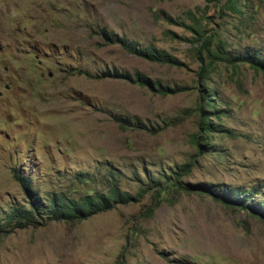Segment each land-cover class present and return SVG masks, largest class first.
Masks as SVG:
<instances>
[{"label":"rangeland","instance_id":"obj_1","mask_svg":"<svg viewBox=\"0 0 264 264\" xmlns=\"http://www.w3.org/2000/svg\"><path fill=\"white\" fill-rule=\"evenodd\" d=\"M195 30L212 37V53L222 42L232 56L264 62V0H0L2 223L31 207L15 170L44 205L114 188L136 198L82 222L44 214L34 226H9L0 264H264V220L254 210L186 187L264 203V70L219 62L200 82L199 56L209 59ZM103 33L181 65L146 61ZM114 70L190 90L162 96L98 78ZM205 90L207 119L222 133L199 130Z\"/></svg>","mask_w":264,"mask_h":264},{"label":"trees","instance_id":"obj_2","mask_svg":"<svg viewBox=\"0 0 264 264\" xmlns=\"http://www.w3.org/2000/svg\"><path fill=\"white\" fill-rule=\"evenodd\" d=\"M210 1V0H207ZM231 1V0H230ZM231 7L236 9V3L232 2ZM197 34V41L200 42L201 47L198 50V54L201 55L203 52L207 53L209 63L205 65V59L202 56H199L201 69L199 74V81L206 82L209 80L210 69L216 65L217 63H229L231 65H236L238 63H249L255 68L259 70H264V62L258 59L256 56L251 54H242L238 56H232L229 51H227L225 45L222 42H219L217 49L219 52L218 54L211 52V46L213 39L212 37L202 35L197 30H195ZM105 37L110 39L111 43L120 44L126 50H128L133 55L142 58L146 61L162 64V65H171V66H180V61L168 54L167 52L157 49L155 47H146L141 48L133 43H129L128 40L125 39H117V36L110 37L108 34L103 33ZM78 74L83 75L86 74L88 76L89 73L78 71ZM98 78H112L115 80H125L128 82H134L139 84L142 87L148 88L151 92L162 95V96H169V95H176L180 93H184L189 91L188 87H181L175 86L170 87L163 85L161 83L154 82L151 78L142 75L136 74L134 76L128 73H121L118 70L104 72L102 75L98 76ZM204 93V91H203ZM207 91L205 90V94L202 95L201 99L206 104L205 106H201V121L199 123V130L202 133H222L223 130L219 129L220 127L217 125L211 124L206 116V113L209 112L208 108L210 106V102L213 99L210 98V95L206 94ZM115 120L119 122L122 126L128 124L130 127L134 126L131 125L127 120L121 119L116 117ZM144 128V127H140ZM200 135L195 137L196 142L200 145L201 140ZM190 165H185L182 168V173H176L178 177L182 176L189 172L188 168ZM15 176L19 182L23 184V188L26 190L27 195L29 196L30 202L29 209L15 207L12 209L11 213L7 217V222L2 223L0 220V234L5 233L7 227L15 226L16 228H26L28 226H34L38 224L37 216L43 218L44 214H49L50 219L55 221H67V222H82L89 219L92 216L98 215L100 213H105L113 209L116 205L123 204L127 205L132 203L136 200V198L132 197L129 193H122L118 188L112 189L109 195L104 194H97L94 196H86L80 200L75 199H68L63 195H59L57 197L52 198L50 201V205H44L43 203L38 200V197L31 191L30 185L26 184L25 180L17 175V171L15 170ZM177 185L183 189H185L182 185L180 179L176 181ZM186 187L199 189L204 192H213L219 195V200L224 203L225 205L233 208H241V209H252L254 210L262 220H264V203H261L259 207H251L247 204L248 195H240L236 193L235 190L227 192H215L213 190L214 186L206 185V184H198V185H188ZM261 188L254 189L253 194L258 196L261 193ZM121 264H123L121 262Z\"/></svg>","mask_w":264,"mask_h":264}]
</instances>
